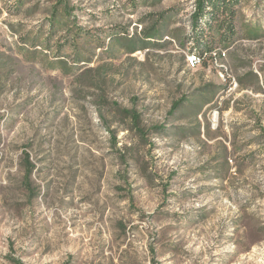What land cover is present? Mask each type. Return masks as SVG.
<instances>
[{"label":"rangeland","instance_id":"obj_1","mask_svg":"<svg viewBox=\"0 0 264 264\" xmlns=\"http://www.w3.org/2000/svg\"><path fill=\"white\" fill-rule=\"evenodd\" d=\"M196 4L0 0V264H264V0Z\"/></svg>","mask_w":264,"mask_h":264},{"label":"trees","instance_id":"obj_2","mask_svg":"<svg viewBox=\"0 0 264 264\" xmlns=\"http://www.w3.org/2000/svg\"><path fill=\"white\" fill-rule=\"evenodd\" d=\"M196 11L192 16L193 29L196 39L195 52L192 51L193 55L199 60L204 57V55L211 53L214 46L215 38L205 36V26L213 27L216 25L222 33L220 39L222 41L231 39L235 34L234 18H235V6L238 0H196ZM145 43L149 44V38H153L152 30H148L144 34ZM205 38V39H204ZM136 46L134 45L130 48V51H135ZM184 99L176 101L174 103L171 113L179 110ZM132 120V123L137 128V132L144 133L143 129L139 127L140 113L137 110H126L125 111ZM161 127H156L159 129ZM25 170L28 176H30L34 166L29 159V154L27 153Z\"/></svg>","mask_w":264,"mask_h":264},{"label":"bare ground","instance_id":"obj_3","mask_svg":"<svg viewBox=\"0 0 264 264\" xmlns=\"http://www.w3.org/2000/svg\"><path fill=\"white\" fill-rule=\"evenodd\" d=\"M191 59H192V60H195V59H196V57L192 56V57H191Z\"/></svg>","mask_w":264,"mask_h":264},{"label":"built area","instance_id":"obj_4","mask_svg":"<svg viewBox=\"0 0 264 264\" xmlns=\"http://www.w3.org/2000/svg\"><path fill=\"white\" fill-rule=\"evenodd\" d=\"M194 57H196V56H194Z\"/></svg>","mask_w":264,"mask_h":264}]
</instances>
